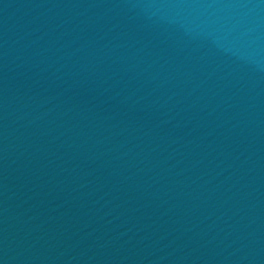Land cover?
Segmentation results:
<instances>
[{"label": "water", "instance_id": "95a60500", "mask_svg": "<svg viewBox=\"0 0 264 264\" xmlns=\"http://www.w3.org/2000/svg\"><path fill=\"white\" fill-rule=\"evenodd\" d=\"M0 264H264V108L121 130L0 56Z\"/></svg>", "mask_w": 264, "mask_h": 264}]
</instances>
